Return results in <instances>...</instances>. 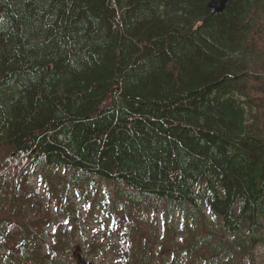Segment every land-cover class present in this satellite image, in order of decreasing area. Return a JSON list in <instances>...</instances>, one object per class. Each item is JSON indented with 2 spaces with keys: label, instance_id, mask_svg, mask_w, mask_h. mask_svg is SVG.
Instances as JSON below:
<instances>
[{
  "label": "trees",
  "instance_id": "16d2710c",
  "mask_svg": "<svg viewBox=\"0 0 264 264\" xmlns=\"http://www.w3.org/2000/svg\"><path fill=\"white\" fill-rule=\"evenodd\" d=\"M207 2L0 0V264H80L67 190L89 196L90 178L117 237L106 264H253L264 247V0H227L219 13ZM142 209L160 214L159 234Z\"/></svg>",
  "mask_w": 264,
  "mask_h": 264
},
{
  "label": "rangeland",
  "instance_id": "374dc122",
  "mask_svg": "<svg viewBox=\"0 0 264 264\" xmlns=\"http://www.w3.org/2000/svg\"><path fill=\"white\" fill-rule=\"evenodd\" d=\"M66 169L57 168L56 174L61 178L64 177ZM85 188L89 192V196H79L76 191L67 190L73 196L74 199H77V203L80 208V217L82 220V227L84 230V234L78 236L79 241L81 242L80 247L77 249L74 248L75 256L79 255V257H83L87 264H106L109 258H115V252L113 253V240H116L117 237L114 235L107 236V232H109L112 226V222L106 218L103 211H100L99 208H103L104 206V195L102 191V187L95 183L93 179H88L85 183ZM57 187L59 184H55ZM66 185V184H64ZM27 186L32 190L36 191L43 200L46 202V193L44 191L43 185L40 184L37 180V177L34 174H30L27 178ZM67 186V185H66ZM60 192L64 193V189H59L57 191L58 195ZM51 207L53 211H55V202L53 199H50ZM204 211L207 213L210 219H213V215L206 206H203ZM139 216L145 217L150 223L157 225L158 234L161 230L162 218L160 214L153 215L150 209H142L137 213ZM177 218V219H175ZM174 220L172 221L176 227H181L178 221V215H176ZM170 222V221H169ZM185 235V232H182L181 236ZM187 235V233H186ZM70 239V235H68V240ZM100 240L103 245V251L101 253H93L91 251L90 255H87L86 249L89 248V243L93 240ZM177 240H180V236L176 237ZM107 244V245H106ZM47 249V247H45ZM48 252L47 250H44ZM113 253V254H112ZM93 254V255H92ZM103 258H106L105 260ZM82 264V263H81ZM253 264H264V247L262 245H257L254 250V258Z\"/></svg>",
  "mask_w": 264,
  "mask_h": 264
},
{
  "label": "water",
  "instance_id": "95a60500",
  "mask_svg": "<svg viewBox=\"0 0 264 264\" xmlns=\"http://www.w3.org/2000/svg\"><path fill=\"white\" fill-rule=\"evenodd\" d=\"M227 0H208L206 8L210 13H219L224 10ZM79 256V255H77ZM79 263L85 264V259L79 257Z\"/></svg>",
  "mask_w": 264,
  "mask_h": 264
},
{
  "label": "bare ground",
  "instance_id": "6f19581e",
  "mask_svg": "<svg viewBox=\"0 0 264 264\" xmlns=\"http://www.w3.org/2000/svg\"><path fill=\"white\" fill-rule=\"evenodd\" d=\"M255 45V44H254ZM150 251V250H149ZM142 252V251H141ZM93 255V254H92ZM144 255V254H143Z\"/></svg>",
  "mask_w": 264,
  "mask_h": 264
},
{
  "label": "flooded vegetation",
  "instance_id": "af4514ba",
  "mask_svg": "<svg viewBox=\"0 0 264 264\" xmlns=\"http://www.w3.org/2000/svg\"><path fill=\"white\" fill-rule=\"evenodd\" d=\"M3 250V249H2ZM0 252H1V249H0Z\"/></svg>",
  "mask_w": 264,
  "mask_h": 264
}]
</instances>
